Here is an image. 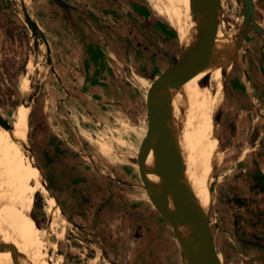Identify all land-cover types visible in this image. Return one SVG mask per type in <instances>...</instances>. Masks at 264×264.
<instances>
[{
	"label": "rangeland",
	"instance_id": "374dc122",
	"mask_svg": "<svg viewBox=\"0 0 264 264\" xmlns=\"http://www.w3.org/2000/svg\"><path fill=\"white\" fill-rule=\"evenodd\" d=\"M37 1L0 0V114L12 126L19 107L29 106L28 145L24 152L38 165L45 181V192L34 195L31 215L37 228L38 223L42 229H47L49 221L43 208L49 196L55 197L60 212L56 215L57 231L51 233L57 248L52 253L54 264H129L127 260L135 249L131 222L138 220L137 205L151 204L136 163L147 128V111L135 77L143 76L152 81L156 72L161 73L162 55L168 54L172 63L183 51L182 39L177 34L181 49L177 45L176 31L169 26L174 42L169 43V49L159 30L149 27V32L134 19L130 0H116L115 5L103 10L80 5L74 11L69 10L70 18L60 26H47L42 22ZM141 1L148 13L169 25L157 15L150 2ZM254 4L255 19L264 27V0H254ZM26 16L35 23L36 33L27 24ZM218 18L226 38L237 28L235 40L242 46L241 2L221 0ZM215 57L213 55L211 60ZM231 67L226 74L225 89L230 86L234 64ZM23 81L30 83L31 93L26 96L21 90ZM181 86L178 85L174 105L170 104L173 136L174 110ZM173 95L171 92L170 97ZM224 100L226 102V96ZM218 122L216 132L222 144L223 162L216 170L215 179L218 172L232 168L240 156L251 160L250 169L263 179L260 182L263 185H259V181L255 184L246 181L245 192L239 193L236 200L243 207L236 209L233 215L237 229L244 235L264 236V104L261 108H238L233 113L223 109ZM39 137L52 142L60 139L78 159L81 168L84 166L89 172L85 201L73 196L74 192L68 191L67 185L63 193L67 192L69 199L58 191L52 178L58 167L38 148ZM146 167L147 179L159 188V177L152 172L151 153L146 156ZM215 179L211 190L216 199ZM65 200L69 204L64 205ZM212 204L208 215L216 237L217 200ZM82 209L87 210L88 215L81 214ZM62 230V236L58 237ZM161 254L159 264L172 262L167 247ZM219 258L221 260L220 255Z\"/></svg>",
	"mask_w": 264,
	"mask_h": 264
},
{
	"label": "bare ground",
	"instance_id": "6f19581e",
	"mask_svg": "<svg viewBox=\"0 0 264 264\" xmlns=\"http://www.w3.org/2000/svg\"><path fill=\"white\" fill-rule=\"evenodd\" d=\"M146 1L181 37L183 50L196 41L197 18L191 12L190 0ZM236 33L234 28L226 38L218 26L213 52L216 57L203 71L181 84L174 110V138L182 153V175L195 203L207 215L214 201L211 183L223 162L216 117L225 105L224 86L226 74L232 68ZM21 90L23 96L30 92L29 81H23ZM29 113V106L23 104L9 129L0 125V264H54L52 253L57 249L51 239V233L57 231L56 215L60 212L55 197L49 196L43 208L49 221L47 229L37 223L38 229L31 215L34 195L45 192V181L38 165L24 152L28 145ZM169 209H173L171 202ZM63 231H59L58 237ZM179 232L191 238L187 226L181 225ZM184 264H190L186 257Z\"/></svg>",
	"mask_w": 264,
	"mask_h": 264
},
{
	"label": "crops",
	"instance_id": "0c3cea01",
	"mask_svg": "<svg viewBox=\"0 0 264 264\" xmlns=\"http://www.w3.org/2000/svg\"><path fill=\"white\" fill-rule=\"evenodd\" d=\"M115 1L66 0V4L69 7H62L60 11L56 0H38L36 6L41 12L42 22L45 21L47 26H60L64 25L67 19L70 18L68 16L70 9L74 11L81 5L89 7L91 10H98L97 8L103 10L108 9L113 4L115 5ZM130 1L133 4V8L130 11L135 12L132 15L134 19L137 18L138 22L144 25L149 32H151L148 29L149 27L159 30L169 47V43L173 42L169 34V25L148 13L144 9L141 0ZM176 40L177 45L181 46L182 49V43L177 33ZM169 49L168 53L171 51ZM169 59L170 56L168 54L162 55L160 59L162 66H159V68L164 69L169 65L171 63ZM232 64H234V68L230 73V86L228 89L226 88V102L223 109L233 113L238 108L246 110L256 106L261 108V104H264V97L261 96L264 95V35L249 31L242 46L238 48ZM157 74L158 72H156ZM135 78L138 87L142 89L144 99L147 97L151 81H148L143 76H136ZM177 91L178 85L170 88V93H174L170 97V104L172 105L177 99L175 98L178 96ZM172 113L173 110L170 111V121H173ZM53 140L56 142L48 141L46 137L45 141H43L39 137L36 141H38V148L43 150L54 161V166L58 167L55 170L57 173H53L54 176L52 177L57 183L58 191L60 190L63 193L67 185L68 191L74 192L73 196L85 201L87 198L85 193L88 192V183L90 181L89 172L86 171L84 166L81 168V165L78 164V159L71 154V151L69 152V148L64 142L62 143L57 138ZM40 146L43 148H40ZM250 168H252L251 160L247 156L244 158L240 156L232 168L220 171L216 175L217 196L214 200L218 202L217 213L219 216L215 237L217 241L216 249L222 262L224 261L226 264H264V236L256 233L249 236L244 235L241 229H237L236 218L233 215L236 209L241 210L243 207L236 200L239 193L245 192L244 183L250 181L255 184L256 181H259V185L262 184L260 182L263 179L253 174ZM63 194L66 200L69 199L67 192ZM69 194H72V192ZM66 200L64 205L69 204V201ZM79 204L81 203L79 202ZM81 205L85 206L86 204L82 203ZM137 209L138 220L134 223L131 222L132 230H134L135 249L133 248L132 257L127 262L129 264H159V259L161 260L162 257L161 253L167 247L169 255L171 254L170 257H172V262H169V264H182L180 249L169 224L162 219L163 217L150 203H141L137 205ZM82 210L83 213L81 214L84 215L86 213L88 215L87 210Z\"/></svg>",
	"mask_w": 264,
	"mask_h": 264
},
{
	"label": "water",
	"instance_id": "95a60500",
	"mask_svg": "<svg viewBox=\"0 0 264 264\" xmlns=\"http://www.w3.org/2000/svg\"><path fill=\"white\" fill-rule=\"evenodd\" d=\"M239 1L243 7V29L240 39H245L249 31L264 35V27L255 19L254 0ZM56 2L63 8L69 7L61 0ZM190 2L191 12L197 18L196 41L187 49L181 50L176 60L162 69L161 73L151 81L144 100L147 128L138 148L136 163L143 188L151 204L171 226L180 249L182 264L185 257L190 264H223L217 253L209 215L197 206L189 185L182 175V153L170 127V88L191 79L209 64L219 26L220 0H190ZM26 22L36 33L35 23L29 16H26ZM236 43L235 53L240 47L238 39ZM203 80L206 81V78ZM219 114L216 117L217 121ZM0 125L5 129L10 128V124L1 114ZM148 153L152 154L154 164L152 172L159 177L161 183L159 188L147 179ZM170 202L173 209H169ZM181 225L189 228L191 238L179 232Z\"/></svg>",
	"mask_w": 264,
	"mask_h": 264
},
{
	"label": "flooded vegetation",
	"instance_id": "af4514ba",
	"mask_svg": "<svg viewBox=\"0 0 264 264\" xmlns=\"http://www.w3.org/2000/svg\"><path fill=\"white\" fill-rule=\"evenodd\" d=\"M261 96H263V97H264V95H261Z\"/></svg>",
	"mask_w": 264,
	"mask_h": 264
},
{
	"label": "trees",
	"instance_id": "16d2710c",
	"mask_svg": "<svg viewBox=\"0 0 264 264\" xmlns=\"http://www.w3.org/2000/svg\"><path fill=\"white\" fill-rule=\"evenodd\" d=\"M176 34V33H175Z\"/></svg>",
	"mask_w": 264,
	"mask_h": 264
}]
</instances>
